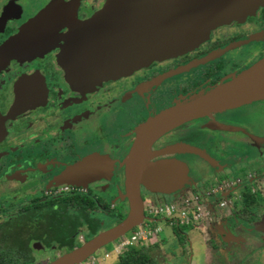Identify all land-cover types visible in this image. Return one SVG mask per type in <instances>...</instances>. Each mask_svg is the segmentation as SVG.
<instances>
[{
    "label": "flooded vegetation",
    "instance_id": "af4514ba",
    "mask_svg": "<svg viewBox=\"0 0 264 264\" xmlns=\"http://www.w3.org/2000/svg\"><path fill=\"white\" fill-rule=\"evenodd\" d=\"M105 1L0 0V195H7L19 185L37 193L16 209L9 208L10 216L0 224L19 221L20 215L27 214L22 219L26 222L27 235L34 228L40 235L27 242L31 263L32 251L50 248V251H58V255L65 251L58 248L57 242L53 241L55 245L50 242L48 246L44 243L50 228L48 214L29 218V213L40 214L44 209H23L22 205L63 196L91 200L98 211H89V219L98 223V233L103 224L98 212L110 215L116 210L117 201L127 206L123 197L124 162L134 139V129L139 125V121L131 124V119L151 112L155 101L152 99L168 93L169 80L195 67L208 65L196 80L180 85L177 94L192 92L200 89L202 82H210L212 75L230 60L231 53L239 56L233 69L244 66L253 56L258 57L247 66L253 67L264 59V0H258L253 13L210 30L208 38L187 53L152 61L129 75L101 81L90 89L72 86L58 59L63 37L73 24L91 17ZM250 44L255 47L249 48ZM215 51L219 53L202 64L162 77ZM252 114L264 117V97L235 107L233 111L220 110L214 117L184 122L160 136L151 147L159 150L168 146H191L211 158L210 162H204L212 169L208 175L212 180H207L210 183L205 182L208 177L202 176L199 181L189 177L190 190L182 187L175 191L179 192V197H173L174 192L166 196L167 200L175 202L192 195L200 198L204 215L194 228L200 239L201 254L207 256V261L212 259L209 264H264V120L253 119ZM189 122L194 123L187 126ZM209 122L234 129H210L205 127ZM208 131L235 132V138L244 144L245 155L230 158L225 155L221 161L214 159L210 152L220 154L213 150V143L205 135ZM195 157L193 153L173 151L154 160L183 161L189 174V163L196 161ZM93 158H104L111 165L106 177L83 185L57 180L69 167ZM115 167L123 168L120 184L114 196H107V180ZM143 190L140 186L142 205L143 199L149 197ZM4 210L7 209L0 208V212ZM57 212L72 217L79 224L72 235L74 247L91 237L79 208L67 207ZM115 215L118 222L125 217L119 218V211ZM81 227L85 233L77 239L75 236ZM177 229L176 237L181 239L183 234V243L187 245L185 249L180 243L181 261L191 264V242ZM109 252L106 258L97 259L91 254L82 262L104 264L112 257L116 262L117 255ZM56 256L50 254L47 261Z\"/></svg>",
    "mask_w": 264,
    "mask_h": 264
},
{
    "label": "water",
    "instance_id": "95a60500",
    "mask_svg": "<svg viewBox=\"0 0 264 264\" xmlns=\"http://www.w3.org/2000/svg\"><path fill=\"white\" fill-rule=\"evenodd\" d=\"M258 4V0H106L91 17L71 26L63 37L58 59L72 86L90 89L101 81L129 75L152 61L193 50L210 30L242 20ZM218 53L191 61L162 77L202 64ZM251 71L252 75L244 79L195 96L135 127L124 162L125 217L46 264H80L101 246L138 226L144 218L140 186L162 194L179 190L187 178L183 164L175 159L154 158L173 151L199 154L201 150L191 146L152 150V144L184 122L264 97V59ZM205 127L234 129L217 122ZM110 168L104 158L86 159L66 169L57 180L83 185L106 177Z\"/></svg>",
    "mask_w": 264,
    "mask_h": 264
},
{
    "label": "rangeland",
    "instance_id": "374dc122",
    "mask_svg": "<svg viewBox=\"0 0 264 264\" xmlns=\"http://www.w3.org/2000/svg\"><path fill=\"white\" fill-rule=\"evenodd\" d=\"M212 34H215V31H212ZM209 36V33H208ZM207 36V38H208ZM206 38V39H207ZM205 39V40H206ZM204 40V41H205ZM203 41V42H204ZM201 44V43H200ZM255 47V45L250 44V47ZM234 54V55H233ZM230 60H226V64L223 66V69L219 70L216 72V74L212 75L211 81L210 82H202L200 84V89L194 90L192 92L188 93H180L177 94V88H179L180 85H183L185 82L189 83L193 80H196L198 77V74L201 71H204L208 65L204 64L203 66H198L195 67L194 69H191L188 73H183L180 74L173 79L169 80L170 83L167 84V87L170 85L171 87L168 89V93L163 92L161 97H157L153 104H151V112L148 114L143 115L141 118L136 119L135 117L131 119L130 123H136V121H139V124H143L147 122L148 120H152L155 117L161 115L162 113L166 112L167 110L178 106L179 104L188 101L189 99L198 96L200 94H203L205 92H208L210 90L226 86L228 84H231L235 81L244 79L250 75H252V66H247L250 65L251 62L256 59L258 56H253L249 58L247 63L244 64V66L237 67L236 69H233V66L235 65L234 61H237L239 58L238 55L235 53L230 54ZM225 58H228L225 56ZM222 76V77H221ZM221 78L220 80H217L218 78ZM204 77H202V80ZM168 81V82H169ZM167 82V81H166ZM204 84H208L207 86H204ZM202 85V86H201ZM259 98L256 99H250L246 102L237 104L235 106L228 107L227 109L233 111L235 107L245 105L248 103H251L253 101L258 100ZM147 109V107H145ZM220 111H215L212 112L208 115L204 116H210L214 117L215 115H218ZM202 116V117H204ZM251 118L253 119H258V120H264V117L258 114H252L250 115ZM202 117H198L189 121H197L202 119ZM191 123L194 122H189L187 126ZM209 140V142L213 143V150L219 152L220 155H217L216 153L210 152L213 154L214 159L216 158L218 161L224 160L223 158L228 156H241L245 155L244 153V144L239 143L238 140L235 138V132H228V131H213L210 132L208 131L205 134ZM208 152V149H206ZM187 152V151H184ZM194 154V153H193ZM195 157L194 159L197 161H192L189 163V174H188V167L185 164V162L178 160L181 164H183V167L185 169V175L187 176L186 180L182 183L181 188H188L191 185L189 182V177L196 179V181H199L202 176L208 177L210 172H212L210 164L207 165L206 167L204 165V162H208L211 159L207 156L204 155V153L201 152L199 154H194ZM190 157V156H189ZM192 158V157H191ZM227 158V159H228ZM160 159H171V158H157V160ZM190 160V158H188ZM156 160V159H155ZM199 160V161H198ZM252 163V162H250ZM255 163V162H254ZM125 168V167H124ZM123 169V168H122ZM121 168H114L113 171L111 172L110 178L107 180V188L105 193L107 196H114L117 192V187L120 184V175L122 172ZM240 173H242L240 171ZM234 174V173H233ZM206 179V178H205ZM207 180H212L211 177H208V179L205 180L206 183H210L211 181ZM143 188V187H142ZM26 186L24 185H19L17 188L12 189L11 192L8 191L9 193L7 195H0V208H6L7 210H4L3 212H0V221L3 219H6L8 216H10V212L8 211L9 208L16 209L19 207L20 203H24L27 201V199L33 195H36V191H33V189H29V192L26 190ZM145 191L144 193L148 194L149 198L152 199V201H156L158 203H161L162 201H166L167 195L169 194H162V193H157V192H151L143 188ZM190 190V189H189ZM12 195V196H10ZM152 195V197H151ZM165 195V196H164ZM174 195V196H173ZM157 196L158 198H155ZM173 197H179V192H175L172 194ZM156 200H155V199ZM165 198V199H164ZM146 199H143V205L146 207ZM117 208L115 211H113L110 215L105 216L101 214V212H98L97 216L99 219L103 220L102 224V229L99 228V231H102L104 229H108L115 225L116 218L115 214L119 211L121 213L120 217H124L127 213V206L126 204L117 201ZM6 211V212H5ZM78 215V214H76ZM78 218V217H77ZM115 218V219H114ZM264 224V223H263ZM152 227H157L159 228L158 233L150 238L149 240H146L142 245L147 246L149 248V252L152 255L153 258V264H187L186 261H181L180 254H181V242L182 244L185 245V249H187L186 243H183L184 236L183 234L181 235V239H178L175 235L177 233L176 231H179L176 228L178 227L182 232H184L187 235V239L191 242V249L193 252V258L191 259V264H203V260H206V264H209L212 259L209 258L207 261V256L204 257V255L201 254V247H200V239L198 236V233L187 226H170L164 219L157 217L155 218V221L152 223ZM84 227H81L79 231L76 233V238L79 239L83 234L85 233V230L83 229ZM101 229V230H100ZM98 231V232H99ZM129 231H127L125 234H127ZM51 245H55V243L51 242ZM111 243L109 242L97 250L93 252V256H95L97 259H100L104 253L109 252L111 248ZM187 251V250H185ZM58 251L52 250L50 251V248L47 250H39V251H32L31 256H32V264H46L48 261L47 259L49 258L50 254H55L58 255ZM56 256V257H57ZM86 260V259H85ZM115 262V257H112L109 261H107L104 264H113ZM81 264H89L88 261L82 262ZM103 264V263H102Z\"/></svg>",
    "mask_w": 264,
    "mask_h": 264
},
{
    "label": "trees",
    "instance_id": "16d2710c",
    "mask_svg": "<svg viewBox=\"0 0 264 264\" xmlns=\"http://www.w3.org/2000/svg\"><path fill=\"white\" fill-rule=\"evenodd\" d=\"M28 207L32 209H44V212L40 214L29 213V218L48 214L50 228L48 229V237H46L44 243L48 246L50 242H57L58 248L65 252L75 248L72 235L79 224L72 217L57 212V209L64 210L67 207L79 208L80 215L88 229V236L93 237L98 228V223L89 219V211H98V207L94 205L93 201L88 199L76 196H63L44 200H32L29 202V205L25 204L21 206L23 209ZM25 217H27V214H22L19 221H5L0 224V264H32L29 253L30 248L27 242L28 240L39 238L40 235L36 228L33 229L32 233L27 235L25 230L26 222L22 220ZM114 264H153V258L149 252V248L139 244L135 247L122 249L117 255V261Z\"/></svg>",
    "mask_w": 264,
    "mask_h": 264
},
{
    "label": "built area",
    "instance_id": "2783aa9c",
    "mask_svg": "<svg viewBox=\"0 0 264 264\" xmlns=\"http://www.w3.org/2000/svg\"><path fill=\"white\" fill-rule=\"evenodd\" d=\"M220 187L218 186V188ZM146 201V207L143 205L144 218L142 222L132 228L127 234H123L113 241L110 254L116 256L122 249L135 247L154 237L159 231V228L152 227V223L157 217L164 219L170 226L194 227L201 222L204 215L200 205L201 200L197 195L185 197L178 202L166 200L158 203L154 200L152 201L149 197L146 198ZM107 256L108 253H104L102 259ZM93 261L94 259L91 258L90 263Z\"/></svg>",
    "mask_w": 264,
    "mask_h": 264
},
{
    "label": "crops",
    "instance_id": "0c3cea01",
    "mask_svg": "<svg viewBox=\"0 0 264 264\" xmlns=\"http://www.w3.org/2000/svg\"><path fill=\"white\" fill-rule=\"evenodd\" d=\"M202 152H203V151H202ZM203 153H204V155L206 156L205 152H203ZM207 160H209V162H210V159H207ZM154 221H155V220H154ZM154 221H153V222H154ZM188 228H190V229L196 231L194 227H190V226H189Z\"/></svg>",
    "mask_w": 264,
    "mask_h": 264
}]
</instances>
